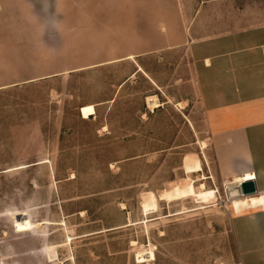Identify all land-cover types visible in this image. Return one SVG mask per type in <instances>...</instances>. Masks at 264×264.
<instances>
[{"label": "rangeland", "instance_id": "rangeland-1", "mask_svg": "<svg viewBox=\"0 0 264 264\" xmlns=\"http://www.w3.org/2000/svg\"><path fill=\"white\" fill-rule=\"evenodd\" d=\"M260 25L264 0H0V264H264L189 47Z\"/></svg>", "mask_w": 264, "mask_h": 264}, {"label": "crops", "instance_id": "crops-1", "mask_svg": "<svg viewBox=\"0 0 264 264\" xmlns=\"http://www.w3.org/2000/svg\"><path fill=\"white\" fill-rule=\"evenodd\" d=\"M189 47L218 175L228 184L240 176L253 179L258 193L242 197H260L264 211V25L206 43L192 39ZM253 214L264 222V213ZM252 219L248 226L255 225ZM250 250L260 253L257 246ZM256 261H264V252Z\"/></svg>", "mask_w": 264, "mask_h": 264}, {"label": "water", "instance_id": "water-1", "mask_svg": "<svg viewBox=\"0 0 264 264\" xmlns=\"http://www.w3.org/2000/svg\"><path fill=\"white\" fill-rule=\"evenodd\" d=\"M230 196H246L258 193L256 183L253 179L228 186Z\"/></svg>", "mask_w": 264, "mask_h": 264}, {"label": "bare ground", "instance_id": "bare-ground-1", "mask_svg": "<svg viewBox=\"0 0 264 264\" xmlns=\"http://www.w3.org/2000/svg\"><path fill=\"white\" fill-rule=\"evenodd\" d=\"M149 101H150V104H151L152 106H157V105H158V101H157L156 97H154V96H152V98H150ZM204 145H205V143H204ZM205 146H206V145H205ZM243 181H246V180H244V179L240 176V177L235 178V183H231V184L226 185V186H227V187H226V190H227L228 197L230 198V200H229L230 202H232V201L235 200L234 197H241V196H230V195H229V191H228V186H231V185H233V184L240 183V182H243Z\"/></svg>", "mask_w": 264, "mask_h": 264}, {"label": "snow or ice", "instance_id": "snow-or-ice-1", "mask_svg": "<svg viewBox=\"0 0 264 264\" xmlns=\"http://www.w3.org/2000/svg\"><path fill=\"white\" fill-rule=\"evenodd\" d=\"M209 195H211V193H209Z\"/></svg>", "mask_w": 264, "mask_h": 264}]
</instances>
